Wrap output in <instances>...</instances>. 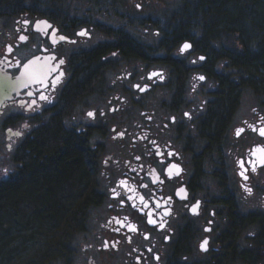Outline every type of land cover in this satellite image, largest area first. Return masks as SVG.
<instances>
[{
    "label": "flooded vegetation",
    "instance_id": "1",
    "mask_svg": "<svg viewBox=\"0 0 264 264\" xmlns=\"http://www.w3.org/2000/svg\"><path fill=\"white\" fill-rule=\"evenodd\" d=\"M157 1L0 0V182L61 117L103 199L55 264H264L260 64L244 78L242 44L233 62L202 30L179 38ZM33 60L43 83L24 75Z\"/></svg>",
    "mask_w": 264,
    "mask_h": 264
},
{
    "label": "trees",
    "instance_id": "2",
    "mask_svg": "<svg viewBox=\"0 0 264 264\" xmlns=\"http://www.w3.org/2000/svg\"><path fill=\"white\" fill-rule=\"evenodd\" d=\"M188 1L193 7L173 18L179 38L187 29L202 30L212 54L233 62L242 44L244 78L252 80L258 63L264 79V1ZM192 11L194 19L187 17ZM102 199L93 151L61 117L51 119L28 142L15 172L0 182V264H55L69 257Z\"/></svg>",
    "mask_w": 264,
    "mask_h": 264
},
{
    "label": "rangeland",
    "instance_id": "3",
    "mask_svg": "<svg viewBox=\"0 0 264 264\" xmlns=\"http://www.w3.org/2000/svg\"><path fill=\"white\" fill-rule=\"evenodd\" d=\"M157 7L154 8L153 13L158 16L159 18L164 19V15H167L168 17L170 15H174L176 13H184V10L187 9V7L192 8L193 5L190 4L191 2L188 0H174V1H157ZM195 14L193 11L188 13L189 18H192V15ZM198 19V18H197ZM164 21V20H162ZM151 29V28H150ZM153 31V28L151 29ZM148 38L150 41L155 42L157 38L156 36H153L152 32L149 33ZM226 42L225 39L223 43ZM221 47H219L220 49Z\"/></svg>",
    "mask_w": 264,
    "mask_h": 264
},
{
    "label": "snow or ice",
    "instance_id": "4",
    "mask_svg": "<svg viewBox=\"0 0 264 264\" xmlns=\"http://www.w3.org/2000/svg\"><path fill=\"white\" fill-rule=\"evenodd\" d=\"M21 39H24V38L21 37ZM61 39H64V37H61ZM189 47H190V45H188V44L184 45V48H189ZM61 63H63V61H61ZM48 71L49 70H46L43 65H37L36 61L33 60V61H29V63L27 65H25L24 75L29 80H37L38 82L43 83V79H41V77L46 76ZM200 79H204V77H200ZM42 98H44V97H42ZM88 115L93 116L94 114L90 112V113H88ZM261 135H264V131L261 132ZM257 151L261 154H264V148H260ZM261 159H262V161H264V155H262ZM253 170H255V169L253 168ZM193 210L195 211V208ZM207 244H208L207 240L203 241V243L201 244V248L203 250H207ZM157 259H158V257H157Z\"/></svg>",
    "mask_w": 264,
    "mask_h": 264
}]
</instances>
